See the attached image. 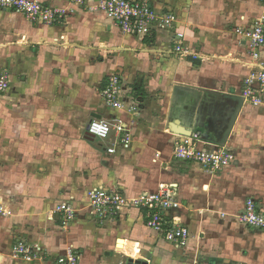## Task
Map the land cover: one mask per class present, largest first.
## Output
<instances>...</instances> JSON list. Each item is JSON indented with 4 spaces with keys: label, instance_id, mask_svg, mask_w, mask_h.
<instances>
[{
    "label": "crops",
    "instance_id": "obj_1",
    "mask_svg": "<svg viewBox=\"0 0 264 264\" xmlns=\"http://www.w3.org/2000/svg\"><path fill=\"white\" fill-rule=\"evenodd\" d=\"M37 1L66 17L48 26L0 11V69L12 70L13 85L9 99V90L0 95L12 101V116L0 115V136L12 140L6 156L13 159L11 175L0 177L7 210L0 217V264H58L68 249L80 255L79 264H264V231L238 221L249 198L264 214V104L253 107L239 97L251 60L234 31L264 17V0H236L240 12L235 0H163L182 15V42L200 47L205 60L175 52L177 37L164 29L143 41L102 13L64 0ZM259 55L264 62V48ZM113 73L123 92L140 90L139 110L100 103L97 88ZM93 114L122 120L131 132L129 148L108 154L111 141L86 136ZM190 132L206 146L229 148L232 164L207 172L175 160L173 140ZM52 168L59 176L48 175ZM3 178L10 189L3 190ZM161 184L178 188L180 208L167 214L190 231L183 248L146 228L136 209L104 222L86 214L90 188L135 197ZM66 200L77 215L63 227L56 207ZM20 242L39 251L14 258L11 247Z\"/></svg>",
    "mask_w": 264,
    "mask_h": 264
},
{
    "label": "built area",
    "instance_id": "obj_2",
    "mask_svg": "<svg viewBox=\"0 0 264 264\" xmlns=\"http://www.w3.org/2000/svg\"><path fill=\"white\" fill-rule=\"evenodd\" d=\"M64 1L72 7L102 13L112 20L122 33L141 40L156 30L158 21L170 23L168 15L156 13L150 3L145 0ZM0 11H13L23 15L32 24L43 23L48 26L60 24L66 16L65 12L45 6L37 0H0ZM234 31L246 47L247 56L251 60L248 73L242 80L239 97L244 103L259 107L264 104V62L259 55L260 49L264 48V17L254 20L247 27H235ZM182 37V34H177L178 40ZM8 84V78L1 75L0 92L5 91ZM120 84L117 75L108 77L103 83L101 97L109 109L122 107L118 99V93L123 92ZM86 135L102 142L111 141L110 146L105 149L108 154L115 153L117 147L127 150L132 140L131 132L125 123L116 118L112 121L92 118L86 127ZM205 144L198 133L179 134L172 142V157L175 160L196 165L207 172L225 169L234 161V154L229 148L210 147ZM177 190L176 185L161 184L153 193L144 192L135 197H127L115 188L104 186L90 188L85 195L88 208L86 214L104 222L121 217L129 209H136L142 214L146 228L162 234L163 238L173 243L175 247L183 248L190 238V231L186 226L179 225L175 217L167 214L180 208ZM56 212L63 227L74 221L77 215L75 206L67 201L61 202L56 207ZM6 214V207L0 200V217ZM238 221L247 227L264 231V214L257 209L253 199L249 198L245 201L238 215ZM34 248L36 252L39 251L37 247ZM34 248L20 242L12 245L11 252L14 258L25 260L30 258ZM79 259L80 255L76 250L68 249L65 254L58 257L57 263L79 264Z\"/></svg>",
    "mask_w": 264,
    "mask_h": 264
},
{
    "label": "rangeland",
    "instance_id": "obj_3",
    "mask_svg": "<svg viewBox=\"0 0 264 264\" xmlns=\"http://www.w3.org/2000/svg\"><path fill=\"white\" fill-rule=\"evenodd\" d=\"M145 1H147L148 3H150V5L152 6V8L154 9V11L156 13L161 14V15L163 14V15H166V16L168 15L169 16V19H170V23H168V24L167 23H160V21H158V24L156 25V28H155L156 30L153 31V32H151L148 35L149 36L148 39H151L152 37H154L156 33H158V32L161 31V29H164L166 31L171 32L174 36L176 35V37H177V34H182L183 37L181 38V40H178V38L177 39H174V46H173L174 49L173 50L175 52H177V53L182 52V55L185 56V57H187L193 51L194 54L191 55V58L192 59L201 58V59L205 60V57H202V56L199 57L200 56V53H199L200 51L199 50L201 49L200 47L197 46V47H193V48H188L182 42L183 39H184V32H182L178 28L179 19L182 17V15L178 14V9L176 8V6L172 5V2L171 3H165V2H163V0H145ZM192 1H194V0H192ZM200 1L201 0H197L198 3L197 2L196 3L199 4ZM196 3L194 2V4H196ZM216 3H218V2H216ZM234 4H235V6H233V8H234L235 12H240L242 9L240 8V6L238 5V2L236 0H235V3ZM201 5H204V4H201ZM182 12H185V11L183 10ZM263 15H264V13H263ZM210 17H211V15H210ZM216 23H219V21L217 20ZM178 48H179V50H178ZM10 72H12V70ZM10 72L8 70H5V68L0 69V76L1 75L2 76H6L9 79ZM116 75L118 76V79L121 82L120 85L123 86V84H122V81L123 80H122L121 76L119 74H117V73H113L112 75L106 76L104 78V81L108 77H110V76H116ZM12 86L13 85L9 82V84L7 86V89L5 91H3V92H0V95L1 96L2 95H6L5 92L9 90V94H10V96L8 97V99H9L11 97V92H12V89L11 88H13ZM101 88H102V86L97 88V89H99L98 90V97H99L98 99L100 100V103L103 104L104 102H103V99L101 97ZM139 91L140 90H138V89H135L134 90V88H130L129 87V89L126 92H122L121 91L120 93H118V95H119V98L118 99H119V101L122 104V107L119 108V110L127 111L129 113L131 111H134L135 112V110L136 111L139 110L140 107H138V105H137V104H141L140 99L137 97V94H139L138 93ZM8 99L7 100L6 99L5 100H1L0 99V115H6V116L7 115H11L12 116V114H10V112L12 111V110H10V109H12L11 108L12 101L11 100H8ZM110 120L112 121V120H114V118L113 119L111 118ZM160 122L163 124L162 121H160ZM7 125H8V118H6V123H5V126H7ZM81 125H82V123H81ZM8 126H11V123ZM0 129H2L1 126H0ZM5 137L6 136H0V177H3V176L4 177L5 176L8 177V175H11L9 171H12V167H13L12 166V160L13 159H11V158L8 159L7 156H6V155H10V156L12 155V153L10 152L11 147H12V140L10 138L9 139H6ZM96 143H98V142H96ZM8 160H9V162H8ZM41 170H42L41 172H44L43 170H45V169H41ZM47 170H49V174H48L49 176H50V173H52L51 174L52 176H55V175L56 176H59L58 169L52 168V169H47ZM74 175H75V173H74ZM71 178L76 179L74 176L71 177ZM71 178H70V180L72 181L73 179H71ZM3 179H4V181L5 180L8 181L6 178H3ZM2 183H1V186L3 187V190H4V188L5 189H10L9 187L13 185L10 181L6 182V184H4V183L2 184ZM66 201L68 203L72 204V201L73 200H66ZM84 204H86V203L84 202L83 205Z\"/></svg>",
    "mask_w": 264,
    "mask_h": 264
},
{
    "label": "water",
    "instance_id": "obj_4",
    "mask_svg": "<svg viewBox=\"0 0 264 264\" xmlns=\"http://www.w3.org/2000/svg\"><path fill=\"white\" fill-rule=\"evenodd\" d=\"M93 118L100 119L101 117L99 115L93 114ZM87 136V135H86Z\"/></svg>",
    "mask_w": 264,
    "mask_h": 264
},
{
    "label": "trees",
    "instance_id": "obj_5",
    "mask_svg": "<svg viewBox=\"0 0 264 264\" xmlns=\"http://www.w3.org/2000/svg\"><path fill=\"white\" fill-rule=\"evenodd\" d=\"M147 40V38H144L143 41Z\"/></svg>",
    "mask_w": 264,
    "mask_h": 264
}]
</instances>
